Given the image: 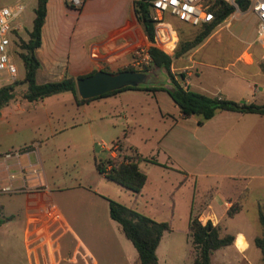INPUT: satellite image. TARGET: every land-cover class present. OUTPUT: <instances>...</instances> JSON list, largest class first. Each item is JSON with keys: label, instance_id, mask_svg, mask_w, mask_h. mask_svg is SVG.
Instances as JSON below:
<instances>
[{"label": "crops", "instance_id": "1", "mask_svg": "<svg viewBox=\"0 0 264 264\" xmlns=\"http://www.w3.org/2000/svg\"><path fill=\"white\" fill-rule=\"evenodd\" d=\"M165 20H167V15ZM18 26L20 32L21 25ZM31 28L32 24L27 31L29 32ZM170 28L175 32L177 45L179 29L173 22L170 23ZM215 32H212L193 50L173 58L171 72L173 74L183 73L186 87L190 90L234 101L264 103L257 99L258 95L264 96V84L259 91L251 86L250 81L246 79L264 75V47L260 46L257 52L246 49L241 52L239 50H223L235 56L233 61L224 66L211 64L204 61L205 56L200 53L202 50L199 49L214 36ZM19 35L23 40L28 38V34L23 36L19 33ZM149 42L151 41L136 17L132 0H84L82 6L76 9L66 5L65 0H47L46 17L41 29V44L35 50V55L40 62L36 72V81L38 77L42 81H37V83L60 80L64 76L76 78L80 75H89L100 69L112 72L110 70L131 62L134 50L138 45H146ZM174 50L171 56H173ZM249 58L250 61H247ZM239 62L242 64L237 68L236 63ZM174 63L176 64L175 68H173ZM254 65L257 67L254 68ZM209 68L222 71L224 78L209 85L202 79L204 74L214 75L215 72L210 71ZM120 71L122 70L120 69ZM147 86L153 85L147 84ZM162 86L170 87L168 78ZM257 92L259 94L255 95ZM101 98L111 101L112 107L108 110L110 117L124 110H129L132 118L137 117L133 112L138 108L142 109V102L146 104L152 102L153 115H148L149 120L140 113L144 124L152 127L151 133L145 138L149 145L146 149L149 152L148 155H143L142 150L135 145H126L123 141H117L127 153L130 149L135 150L136 154L140 156L138 166L146 174L144 186L138 194H134L133 203L129 206L152 219L167 221L171 224L172 230L163 233L159 244L174 230L188 235L189 215L196 212L200 221L210 220L214 226H217L220 236L232 235L230 244L212 252L211 257L214 253L215 255L212 261L210 257V264H238L242 262L251 264L250 258L256 257L255 260H257L258 250L254 239L261 233L259 234L253 228L248 230L244 225L232 227L222 224L221 219L228 215V209L240 198L241 208L232 216L242 213L250 192V186L245 183L246 179L249 183L251 179L258 180L264 186V115L259 114L260 116L255 117L252 116L255 115L254 113L219 110L212 118L198 124L200 117L197 115L183 117L178 106L163 89H124L115 94L95 99ZM44 99L31 102L16 96L8 104H14L15 110L22 111L44 105ZM134 99L139 102L134 104ZM73 100L75 101L74 96ZM93 101L94 99L83 104L76 103L77 110L82 116ZM25 105L28 108H24ZM96 105L98 106V104ZM64 116L63 113L61 117L64 118ZM50 117L49 114L44 120L48 124H50ZM95 117L103 119L107 116L98 108ZM150 119L156 120L157 123H152ZM62 120L66 122L67 119ZM111 120L112 118L108 121ZM72 121L73 123L51 134L53 135L52 143H42L36 138H30L28 141H24L23 145L0 152V195L6 194L18 199L21 197L24 205V208L14 209L0 203V212L5 216H10L1 224L15 225L20 229V226L17 225L20 218H17L23 211L27 216L25 226L30 228L32 203L35 202L40 206L46 201V198L49 199L48 201L55 202L52 185H55L56 181L47 174V171H50V169L47 170L50 167L48 160L54 150L59 151L63 145L69 146L75 141L74 133H70L63 139L54 140L56 136L54 134L57 132H65L69 128L76 127V121ZM96 160H94V169L92 168V172H90L91 178L87 182L102 184L103 188L110 190V186L105 184L109 180L95 167ZM164 173L174 175L171 187L174 184H176L175 187L189 183L193 185L191 194L189 193L185 198L187 214L184 224H174L175 201L172 203L164 201L159 206L155 204V207L147 206L146 200L143 204L140 202V199H145V195L148 194H152V196L149 195L151 199L162 197L161 193H151V190L148 192L146 187L149 181L153 188L158 187L153 176L156 174L157 180L161 181ZM102 179L106 181L104 182ZM78 187L85 193L83 197L88 199V202L94 201L95 196L102 195L101 193L97 194L96 189L92 187L86 185ZM164 191H168L164 197L166 198L170 190ZM259 203H264V201H258L257 208ZM40 210L44 216L50 215L51 211L47 214L43 207ZM14 222L16 223L14 224ZM41 236L39 235V238ZM239 236H243V247L237 245ZM257 262L262 263L263 257L261 261L258 259Z\"/></svg>", "mask_w": 264, "mask_h": 264}, {"label": "rangeland", "instance_id": "2", "mask_svg": "<svg viewBox=\"0 0 264 264\" xmlns=\"http://www.w3.org/2000/svg\"><path fill=\"white\" fill-rule=\"evenodd\" d=\"M18 4H24L25 8L15 23L21 25L19 33L27 36V30L31 27L34 17L33 10L36 0H0V7ZM166 21L169 24L173 22L184 38H192L200 28L184 25L177 17L169 14H167ZM256 30L257 21L254 13L248 9L241 11L235 7L233 14L215 27L214 36L199 49L202 50L200 53L205 56V62L224 66L232 62L235 56L223 50H239L241 52V50L246 49L257 52L260 49V45L254 40ZM19 33L18 38L20 40ZM174 42L175 38L170 46ZM247 61H250V58ZM15 62L19 76L16 80H20L24 75L23 63L21 58H17ZM236 64V67L239 68L242 63ZM127 67L128 64L126 63L110 71L123 70ZM175 67L176 64L174 63L173 68ZM256 67L257 65H254V68ZM209 70L215 72L214 75L204 74L202 77L203 81L209 85L224 78L222 71L213 68H209ZM147 73L151 78L148 84L154 86L163 85L166 83V79H169L165 70L156 67H150ZM193 79L196 80L195 77ZM246 79L250 81L251 86L259 91L264 84V75L262 77H247ZM37 81L41 82L42 79L38 77ZM25 87L26 84L17 85L13 91L14 96L16 97L17 94L21 93ZM258 94L257 92L255 95ZM257 99L264 101V96L258 95ZM94 101L87 107L83 116L77 110L76 101L73 100V94L70 91L52 94L44 99L45 103L42 106L17 111L14 104L9 105L7 103L0 109V152L23 145V142L30 138H36L42 143H52V133L73 123L72 120H75L77 124L76 127L69 128L65 132L61 131L54 134L56 135L54 140H59L67 137L70 133H74L75 140L69 146L63 145L59 151L54 150L48 160L50 167L47 170L50 169V171L48 170L47 174L56 181L55 185H52L55 202L48 201L49 199L46 198L44 204L42 203L40 206L35 202L32 203L30 228L25 226L27 216L23 211L17 218H20L19 223H17L20 229L15 225L5 226L1 224L10 216H5L0 212V264H139L136 249L125 237L120 225L110 218L107 200L112 199L129 206L133 203L134 194L129 189L105 179L102 180L106 181L105 184L110 186V190L103 188L102 184H96V182L92 184V182L87 181L91 178L90 172H92V168L94 169V160L110 156L108 149L112 148L115 140L123 141L126 145H135L142 150L143 155H148L149 152L146 149L149 145L145 138L151 133L152 127L144 124V119L140 113L149 120L148 115H153L152 102L150 104L142 102V109H136L133 113L137 117L132 118L129 110L117 112L110 117L108 110L112 107L111 101H105L103 98L94 99ZM138 102L134 99V104ZM138 107L140 106L138 105ZM24 108H28L27 105ZM98 108L106 114V118L97 119L95 117ZM63 113L65 114L64 118L61 117ZM49 114L51 116L50 124L44 121ZM110 118L112 120L108 121ZM62 119L67 120L64 122ZM150 121L157 123L156 120L150 119ZM31 124L36 125L32 126ZM101 142H104L108 149L103 148ZM173 176L171 173H164L163 179L158 181L156 174H154L153 179L158 187L153 188L151 181H149L146 190L148 192L151 190V193H161L162 197L158 196V198L151 199L149 195L152 196V194H148L145 195V199H140V202L143 204L146 200L147 206L155 207V204L159 206L164 201L169 203L175 201L174 224L179 223L178 225H180L184 222L187 214L185 198L189 193L191 194L193 185L189 183L175 187L176 184H174L171 187L174 181ZM259 182L251 179L249 183L246 179L245 183L250 186V192L242 213L237 216H224L221 219L222 224H228L232 227L244 225L248 230L253 228L259 234L262 233V226L258 219L257 202L264 201V186L263 183ZM81 185L96 189L97 194H102H99L101 197L95 196L94 201L88 202L89 200L83 197L85 193L78 187ZM168 189L170 190L168 196L164 198L168 192L164 190ZM22 201L21 197L18 199L6 194L0 195V203H4L8 208H24ZM46 205L51 208L52 214L49 216H44L40 210ZM192 215L197 216L196 212ZM39 235L42 236L39 238ZM237 245L239 247L244 246L243 236L238 237ZM256 248L258 258L257 260H255L256 257L250 258L252 260L250 262L251 264H263V262H257L258 259L261 261L263 254L257 246ZM156 254L158 264H195V247L191 237L176 230L161 240ZM214 255L215 253L212 257L210 256L211 261Z\"/></svg>", "mask_w": 264, "mask_h": 264}, {"label": "trees", "instance_id": "3", "mask_svg": "<svg viewBox=\"0 0 264 264\" xmlns=\"http://www.w3.org/2000/svg\"><path fill=\"white\" fill-rule=\"evenodd\" d=\"M203 1L204 4L208 5L209 11L213 14V20L199 26V30L192 38H184L181 32L178 31L179 39L173 56L164 53L155 46L148 48L152 60L151 67L163 69L167 72L170 83L169 88H165L162 85L126 86L97 97L83 99L77 94L75 80L86 75H80L76 78L64 76L60 80L44 83H37L36 81V72L40 66V62L35 55V50L41 44V29L46 17L47 4V0H36V6L33 10L32 28L28 32V38L26 40L20 38L19 40V55L23 63L24 75L20 80H16L12 84L0 88V109L11 99H14L13 91H15L17 85L26 84V88L16 95L24 100L35 102L55 93L70 91L77 104H83L98 97L112 95L124 89H163L167 91L173 102L178 106L183 117L191 115L199 116L198 124H202L204 121L212 118L219 110L264 115V103L257 104L255 102L234 101L218 96L212 97L188 88H183L180 82L184 79V74H173L171 72L170 67L173 58L180 57L187 51L199 46L213 32L215 27L233 14L235 10V7L225 0ZM249 1L239 0L238 8L241 11L247 10ZM133 4L136 17L141 23L146 36L151 42H154L156 21L152 17L150 2L148 0H140L135 1ZM123 70L134 69L125 68ZM148 70L145 69L144 71ZM116 71H120V69ZM115 143L119 144L118 141ZM119 150L124 152V154L118 155L117 157L108 156L104 159L96 160L95 167L107 180L129 189L136 195L141 191L146 182V174L138 166L140 156L136 154L134 149L128 150V153L125 152L120 144ZM126 158H128V162H125ZM107 165H110L108 170H106ZM107 200L109 204V216L120 225L125 237L136 249L139 264H158L156 248L163 233L172 230L171 224L167 221L152 219L132 207L112 199ZM241 205L240 198L238 202L232 204L227 214L229 216L234 215L240 210ZM258 219L262 226V233L255 237L254 244L261 250L264 257V203L258 204ZM187 234L191 237L195 247V264H210L212 252L232 242V235L220 236L218 227L214 226L210 220L202 222L198 219V216H193L191 213Z\"/></svg>", "mask_w": 264, "mask_h": 264}, {"label": "built area", "instance_id": "4", "mask_svg": "<svg viewBox=\"0 0 264 264\" xmlns=\"http://www.w3.org/2000/svg\"><path fill=\"white\" fill-rule=\"evenodd\" d=\"M67 5L80 8L84 0H65ZM135 1L140 0H132ZM150 2L152 17L155 23V41L146 45H138L134 50V57L128 64V68L137 70L150 69L151 56L148 52L150 46H155L164 53L171 56L176 41L170 46L172 40L176 37L175 32L171 30L170 24L165 20L169 14L177 17L180 21L191 26H201L202 24L211 22L213 14L209 11L208 5L203 0H148ZM237 7L236 0H225ZM25 8L24 4L16 6L0 7V88L12 84L18 76V68L16 59L20 58L19 47V26L15 20L19 17ZM248 10L252 11L257 18V30L255 42L264 47V0H250ZM177 40V39H176ZM183 88L186 87V79L180 82ZM101 146L105 149L107 145L101 142ZM111 157L123 155L124 152L119 150V145L114 143L112 148L108 149ZM128 162V158L125 159ZM110 165L106 166V170ZM48 214L51 211L49 205L43 207ZM52 213L50 212V215ZM45 233V232H44Z\"/></svg>", "mask_w": 264, "mask_h": 264}, {"label": "water", "instance_id": "5", "mask_svg": "<svg viewBox=\"0 0 264 264\" xmlns=\"http://www.w3.org/2000/svg\"><path fill=\"white\" fill-rule=\"evenodd\" d=\"M236 5L238 7L239 0H236ZM148 83V73L137 70L108 72L100 69L75 80L77 94L83 99L97 97L126 86H146Z\"/></svg>", "mask_w": 264, "mask_h": 264}]
</instances>
